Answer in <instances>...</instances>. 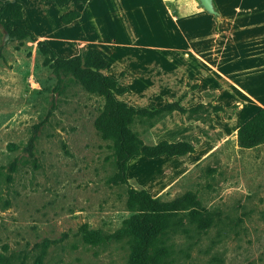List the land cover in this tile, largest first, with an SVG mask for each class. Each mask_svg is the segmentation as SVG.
<instances>
[{"label": "rangeland", "instance_id": "rangeland-1", "mask_svg": "<svg viewBox=\"0 0 264 264\" xmlns=\"http://www.w3.org/2000/svg\"><path fill=\"white\" fill-rule=\"evenodd\" d=\"M204 96L184 119H200L209 127L205 137L221 140L213 125L217 94ZM103 104L72 76L56 75L36 43L11 37L0 23V264H37L40 256L42 264H131L127 221L138 211L128 209L129 186L116 179L113 143L94 127ZM235 111L226 104L222 119ZM148 128L133 125L151 143ZM137 159L134 165L148 167L149 159ZM187 195L210 225H192L193 209L177 211L162 238L172 248L169 264H264V144L243 150L231 137L159 197ZM84 228L103 240L85 242Z\"/></svg>", "mask_w": 264, "mask_h": 264}, {"label": "crops", "instance_id": "crops-1", "mask_svg": "<svg viewBox=\"0 0 264 264\" xmlns=\"http://www.w3.org/2000/svg\"><path fill=\"white\" fill-rule=\"evenodd\" d=\"M0 1L7 3L10 16L11 5L21 4L22 19L11 16L9 21L23 25L60 58L76 56L80 49L100 52L109 62L100 73L127 88L115 97L130 107L159 109L186 93L181 106L189 110L204 103L210 92L217 94L219 106H236L230 120H223L221 112L213 115L221 140L206 138V123L186 121L178 111L150 129L147 144L184 141L196 150L186 158L149 159L147 168L134 165L139 159L132 158L128 179L154 198L236 137L238 129L264 109V0H212L213 13L199 0H71L65 5ZM74 11L81 17L63 24L62 17ZM188 83L198 87L189 90Z\"/></svg>", "mask_w": 264, "mask_h": 264}, {"label": "trees", "instance_id": "trees-1", "mask_svg": "<svg viewBox=\"0 0 264 264\" xmlns=\"http://www.w3.org/2000/svg\"><path fill=\"white\" fill-rule=\"evenodd\" d=\"M59 5H65L71 0H49ZM86 3L89 0H77ZM6 2L0 1V23L11 37L30 39L37 44L38 51L45 56L46 63L51 66L58 76L70 75L83 89L103 99L104 104L99 115L94 121V127L103 141L113 143L118 174L117 181L128 185L127 207L130 211H138L127 221L126 232L131 238V264H169L172 248L162 238L166 235L179 210L193 209L196 202L192 195L171 202H164L160 197L154 198L142 187H132L127 177L128 165L134 157L154 159L163 155L169 157L186 158L196 152L195 146L189 142L172 143L163 140L159 143L147 144L144 139L133 130V125L140 121L148 123V131L157 123L164 120L171 113L178 111L182 115L196 113L200 104L189 110L181 106L179 99L167 103L162 108L135 109L127 103L118 101L115 95H122L127 91L120 81L104 77L100 71L108 67V60L98 51L82 49L80 54L64 59L60 58L45 41H39L23 25H14L5 14ZM13 19H22L23 6L14 3L10 7ZM81 17L78 11L65 14L61 21L69 25ZM198 87L194 84L195 90ZM216 112L225 109L219 106ZM200 120V119H196ZM237 144L240 149L252 150L264 144V109H260L248 119L237 132ZM190 223L201 229L210 225L208 218H202L200 212L193 209L189 214ZM103 240L99 231H90L84 228V241L90 244H98ZM1 259V257H0ZM43 256H40L37 264H42Z\"/></svg>", "mask_w": 264, "mask_h": 264}, {"label": "water", "instance_id": "water-1", "mask_svg": "<svg viewBox=\"0 0 264 264\" xmlns=\"http://www.w3.org/2000/svg\"><path fill=\"white\" fill-rule=\"evenodd\" d=\"M204 8L208 11L213 13V7H212V0H199Z\"/></svg>", "mask_w": 264, "mask_h": 264}]
</instances>
